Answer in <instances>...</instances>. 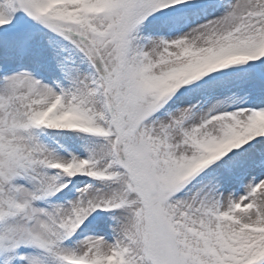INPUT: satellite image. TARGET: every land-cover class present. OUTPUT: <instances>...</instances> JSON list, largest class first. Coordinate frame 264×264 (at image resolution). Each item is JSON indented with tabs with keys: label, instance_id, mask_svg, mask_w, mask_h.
<instances>
[{
	"label": "snow or ice",
	"instance_id": "obj_1",
	"mask_svg": "<svg viewBox=\"0 0 264 264\" xmlns=\"http://www.w3.org/2000/svg\"><path fill=\"white\" fill-rule=\"evenodd\" d=\"M0 264H264V0H0Z\"/></svg>",
	"mask_w": 264,
	"mask_h": 264
}]
</instances>
